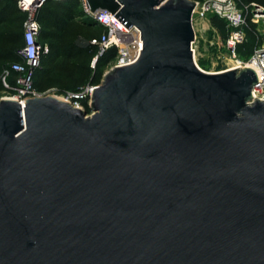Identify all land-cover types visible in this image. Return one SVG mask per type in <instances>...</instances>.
Returning a JSON list of instances; mask_svg holds the SVG:
<instances>
[{"label": "water", "instance_id": "1", "mask_svg": "<svg viewBox=\"0 0 264 264\" xmlns=\"http://www.w3.org/2000/svg\"><path fill=\"white\" fill-rule=\"evenodd\" d=\"M140 34L90 115L0 99V264H264V101L193 59V0H86Z\"/></svg>", "mask_w": 264, "mask_h": 264}, {"label": "built area", "instance_id": "2", "mask_svg": "<svg viewBox=\"0 0 264 264\" xmlns=\"http://www.w3.org/2000/svg\"><path fill=\"white\" fill-rule=\"evenodd\" d=\"M13 1H15L18 9L25 13V19L22 23L23 44L16 50V54L21 59V62L13 63L10 66V69L17 74L15 86L10 87L6 83L9 70L3 72L2 83L5 89L11 92L12 98L23 101L30 97H40V94L35 93L32 89V72L40 66L41 56L48 52L47 45L42 44L39 40L41 25L36 17L37 12L47 2H65L67 0ZM79 2L84 13L90 15L95 23L104 29L98 37L91 39L89 42L90 45L97 48V54L90 63L91 68H94L97 58L110 48L116 49V57L110 68L123 67L134 63L142 47L139 31L133 26L127 30L113 15L108 13L97 11L91 14L86 0H79ZM248 15H250L249 21L256 26L257 35L262 41L254 47L247 63L235 60L236 64L224 71L243 66L251 67L255 71L258 81L252 88V95L254 98L264 101V7L252 4L246 6L244 9H238L234 0H202L196 2V6L192 11V23L194 19L202 20L209 16H216L223 20L229 29V33L223 41V47L229 56L235 59L236 48L245 39ZM95 87L87 86L78 93H61V98L66 101H73L79 107V104L74 100L87 99L88 102L89 95ZM49 92H56V89H49L44 94L46 95Z\"/></svg>", "mask_w": 264, "mask_h": 264}, {"label": "trees", "instance_id": "3", "mask_svg": "<svg viewBox=\"0 0 264 264\" xmlns=\"http://www.w3.org/2000/svg\"><path fill=\"white\" fill-rule=\"evenodd\" d=\"M200 2L202 0H193ZM243 3L256 2L264 7V0H240ZM81 11H76L77 9ZM86 14L80 7L79 0H67L65 2H47L37 12V20L41 25L39 40L48 47L47 54L40 61V66L32 72V89L35 91L39 85L45 88H54L58 93H78L86 86H97L102 79L103 70L116 57V49L110 48L97 58L94 68L90 63L97 54V48L90 45V40L98 37L102 32V27H97L96 23L89 17L82 20L85 28L94 29L97 27L98 34L89 37L87 43L70 41L72 38L70 28L77 16L84 17ZM25 13L21 12L15 1L0 0V92L4 90L2 75L5 70H9L6 83L15 86L17 74L10 69L11 64L21 62L16 50L22 46V23ZM213 26L223 29V38L226 39L229 29L226 23L216 16H209ZM249 30V31H248ZM250 39L255 40L253 29H248ZM91 34V33H90ZM77 37V34H75ZM86 36V35H85ZM89 36V34H88ZM249 46L240 44L236 48V53L248 52ZM61 59L58 67L53 66ZM47 62V66L45 65ZM51 66V67H50ZM86 113H90L87 99L74 100Z\"/></svg>", "mask_w": 264, "mask_h": 264}, {"label": "rangeland", "instance_id": "4", "mask_svg": "<svg viewBox=\"0 0 264 264\" xmlns=\"http://www.w3.org/2000/svg\"><path fill=\"white\" fill-rule=\"evenodd\" d=\"M236 7L238 9H244L246 6H250L252 4L260 5L256 2H250V3H243L240 0H234ZM261 6V5H260ZM263 7V6H262ZM81 11L79 8L76 10ZM91 18L90 15H85L84 17L82 16H77L75 20L71 24L70 32L72 38L70 41H76L82 42V43H87V40L89 39L90 35L95 36L98 34V29L97 27H101L97 25L96 28L94 29H88L85 28L84 25H82V20H85V18ZM250 15H248V25L245 28V39L243 41V45L249 46V50L254 49V47L262 41V39L257 35L256 31V26H254L250 21H249ZM93 21L94 19L91 18ZM95 23V21H94ZM193 30H194V41L192 43V53H193V59L196 64V66L202 70L203 72L206 73H219L220 71H224L228 67H231L235 65V60L239 61L241 63H247V61L250 58V53L248 52H242V53H236V58L233 59L229 56V54L225 51L223 47V29L219 27H215L211 24L209 17L202 19V20H196L194 19L193 23ZM253 29L255 33V40L250 39L247 30L248 29ZM249 31V30H248ZM91 33V34H90ZM77 34V37L76 35ZM89 34V36H88ZM86 35V36H85ZM44 59V55L41 56V60ZM57 63L53 66L54 68L58 67V63H61V59H57ZM114 62V61H113ZM113 62H111L107 67L104 68L103 70V75L106 73L110 67L112 66ZM47 62H45V65ZM47 66V65H46ZM51 67V66H50ZM102 75V76H103ZM87 87V86H86ZM85 87V88H86ZM52 88H45L43 85H39L37 88H35V93L40 94V96H56L60 99L61 98V93L56 92H49L44 94L46 91ZM1 98H12V94L10 91L4 88L0 92V99ZM73 106H76L73 101H69ZM80 108H82L79 105ZM83 109V108H82ZM90 113H87V115H90Z\"/></svg>", "mask_w": 264, "mask_h": 264}]
</instances>
